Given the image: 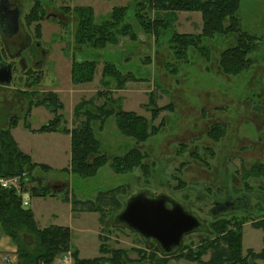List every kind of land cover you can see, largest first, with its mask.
Masks as SVG:
<instances>
[{"label":"rangeland","instance_id":"1","mask_svg":"<svg viewBox=\"0 0 264 264\" xmlns=\"http://www.w3.org/2000/svg\"><path fill=\"white\" fill-rule=\"evenodd\" d=\"M39 1L42 3V8L37 10L40 18L28 23L25 15L34 0H15V9L20 12V31L10 40H0L1 47L6 45L4 57L14 63L10 85H0V128L10 117H20L13 131L18 146L35 160L50 166L48 170H33L35 180L27 181L28 191L35 184L46 185L45 188L51 190L54 187L62 189L55 197L29 194L27 207L34 210L37 225L60 223L70 227V242L78 250V257H99L102 264L115 261L114 250L119 249L125 252L126 264H197L214 256H219L215 261L220 262L221 252L226 250L223 241L226 234L221 233L223 230L234 233L236 222L242 216L229 215V212L227 216H211L196 208V204L198 207L203 204L201 201L196 203L195 197L200 194L207 199L242 195L251 198L257 194L260 195V205L264 206V174L256 166L260 164L264 172V0H240L237 15L241 29L257 36L259 42L247 54L252 64L238 74H227L219 65L220 53L235 43V33L203 38L202 44L208 48L206 55L188 48L178 58L169 47V30L172 28L179 33L200 31V12L179 11L172 28L151 35L138 24L131 8L134 0ZM67 5L70 8L90 7L92 22L96 24L106 20L113 7L131 5L120 25L128 24L130 28L126 32L133 31L135 36L119 32L116 45H108L99 51L81 48L71 40L75 15L62 14ZM58 18L65 22V26ZM38 24L41 26L40 36L35 28ZM19 48L22 49L19 55L26 63L25 69L29 71L28 78L18 63L16 52ZM41 50L45 55L34 66L32 60L40 58ZM72 51L79 59L96 61L92 81L75 84L71 80ZM105 60L113 62L122 72L130 70L138 78L146 76L126 82L122 89L112 88L111 97L118 103H111L109 107L115 111L119 105L134 111L144 116L148 125L158 129L146 141L137 143L116 127L113 115L101 128L98 121L91 122L100 142V151L108 159L94 176L80 177L63 169L70 164L68 136L65 145L59 146V140L49 133L28 129L27 124L37 128L48 122L53 113L45 105L34 103L30 114L23 119L30 96L22 90L36 91L35 98L45 96L47 91L57 93L62 102L59 109L61 123L65 127H74L81 119L74 114L76 105L83 100H92L95 92L103 89L100 79ZM38 73L39 81H36L34 77ZM147 73L151 77H147ZM151 94L157 107L172 106L164 107L152 116L145 107ZM103 99L95 98L93 104L99 105ZM216 124L223 127V133L211 137L209 129ZM135 148L145 153L141 167L116 173L112 159ZM140 191L151 196L168 195L183 202L202 221L203 228L185 233L180 247L163 255L154 239H145L121 223H112V210L121 205L119 201L114 202L115 198L124 202ZM61 194L67 195L63 197L67 199L66 203L61 200ZM97 195L102 204L111 206L106 204L104 213L71 208L74 199L78 200L77 207H88ZM52 212H57L58 217L51 215ZM215 221L222 224L219 226L222 231L211 228ZM250 222L242 226L241 257L246 259L247 253L251 252L249 264H264V258L257 256L264 248L263 232ZM19 238L27 251L38 252V240L31 230L22 228ZM184 254H198L200 257L187 260L183 258ZM60 255L54 258L53 264Z\"/></svg>","mask_w":264,"mask_h":264},{"label":"trees","instance_id":"2","mask_svg":"<svg viewBox=\"0 0 264 264\" xmlns=\"http://www.w3.org/2000/svg\"><path fill=\"white\" fill-rule=\"evenodd\" d=\"M132 3L133 5L131 8L137 18L138 24L142 26L146 33L151 35H157L163 30L172 28L176 13L179 11L200 12L202 23L198 33H179L173 30V28L169 30L171 32L168 38L169 47L178 58L180 53H185L188 48H193L200 54L206 55L208 48L202 44L203 38H211L216 34L235 33L236 41L232 46L225 48L220 53L219 65L227 74H238L249 68L250 64H252V60L247 57V54L259 41L257 36L249 34L241 29L240 19L237 15L240 0H134ZM130 6L113 7L106 20L100 24L92 22L93 12L88 6L70 8L67 5V8L63 7V11L62 8H60V11H62L63 15L67 13L76 16H74L75 29H73L71 35L72 42L81 48L84 47L99 51L108 45L113 46L118 44L119 39L117 36L119 32H121L122 35L135 36L133 31H131V33L128 31L126 32V30L130 28L128 24L124 23L120 25V22L123 21L124 16L128 13ZM39 8H42L41 1L34 0L32 8L25 15L26 22L30 23L40 18L37 14ZM58 21L65 26L63 20L58 18ZM118 24L120 25L119 27ZM35 28L37 35L40 36V24L36 25ZM104 63L100 79L103 89H98L92 100H83L76 105L74 114L77 118L81 117V119L76 126L70 129L61 123L63 120L59 113V109L62 107V102L57 93L47 91L45 96L35 98L36 91L31 92L26 89L22 90V93H26L30 96L28 106L22 117L23 119H26L30 114L31 105L34 103L35 105H45L53 113L52 119L35 129L36 131L60 130L70 133V164L69 167L64 170H68L71 174L80 177L94 176L98 169L106 164L108 159L107 155L100 151V142L94 134L91 122L98 121L99 127L101 128L106 119L110 115H113L116 127L126 137L133 139L137 143L146 141L151 135L155 134L158 129V127L148 125L146 118L134 111L125 110L119 105H117L118 107L115 111L109 107L111 103H118V101L111 97L112 88L116 90L122 89L126 82L130 80H140L141 78H146V76H139L138 78L136 75L134 76L130 70L122 72L123 70H120V68L118 69V67L109 60H105ZM96 64V61L92 58L79 59L72 51L70 66L71 80L75 84L92 81ZM115 67L118 70L115 69ZM23 73L26 74L28 78L29 71L25 70ZM147 74V77H151L149 73ZM39 76L40 73H38L34 79L39 81ZM100 97H104L103 102L99 105H94L93 100ZM153 99L155 98H153L151 94L148 104L145 105L152 116L153 114L156 115L160 109L164 107L167 109L172 106L168 104L161 108L157 107L153 104ZM82 116H84L83 119ZM19 119L12 116L8 119L6 126L0 128V176H15L25 173V176L22 178V184H25V188L28 191L27 181L35 180V176L32 174L33 170L36 168L48 170L50 167L45 164L32 162L30 156L18 148L11 135L10 129L16 125ZM27 127H30L29 124H27ZM220 132L223 133V127L216 124L211 126L208 133L211 137H218ZM144 157L145 153L135 148L114 157L111 163L116 173H126L137 167H141ZM259 165H256L257 169L264 174ZM45 187L47 186L41 184L32 185L28 193L31 196L45 197L56 196L62 190L56 188L57 191L55 187L51 190ZM64 195L65 194H61V197L67 196ZM95 199H93L95 201H92L94 204L91 203L88 207L84 205L77 207L76 204L78 200L74 199L72 209L104 213V207L106 204L107 206H110V204H102V200L98 199V195ZM115 201H119L121 205L119 208L112 210V212L114 211L113 214L120 211L124 206V202L121 198H115L114 202ZM101 204L102 206H100ZM110 214H112L111 211ZM249 220H251L252 225L262 229V240L264 245V213L254 217L242 216L241 219L236 222L237 227L234 233H231V231H222V229L219 228L222 224H218L215 221L211 228L214 229V231L215 229H217V231H222L221 234H224L223 236L226 234L223 240L226 244V250L221 252V263L215 261L219 256H214L206 262L200 260L197 264H249L248 257L253 255L251 252L247 253L246 259L241 257L242 226ZM0 225L3 232L8 235L17 246L16 264H51L58 254H62L68 249L71 250L74 264H102L99 257L93 259L78 257V250L74 248L70 242L71 231L68 226L49 225L42 228L38 227L31 209L22 206L20 198L15 194L14 190L2 188L1 186ZM24 227L28 228L36 235L40 247L38 252L31 253L27 251L21 243L19 232ZM99 249L101 250L100 246ZM157 249L161 251L158 245ZM114 252H116L115 258L117 259L115 261L110 260L112 262L109 264H126L127 258L125 252L120 249L114 250ZM257 256L264 258V248ZM199 257L198 254L183 255V258L187 260H198Z\"/></svg>","mask_w":264,"mask_h":264},{"label":"water","instance_id":"3","mask_svg":"<svg viewBox=\"0 0 264 264\" xmlns=\"http://www.w3.org/2000/svg\"><path fill=\"white\" fill-rule=\"evenodd\" d=\"M12 2L7 0L4 4L11 6ZM18 17L19 11L15 9L12 19L15 26H18ZM11 80V64L8 63L0 67V85H10ZM149 194L140 191L129 196L124 201L123 208L112 215V223H121L145 239H154L163 254H170L180 247L183 235L200 227L201 222L179 203L176 202L177 205H174V202L168 199V195ZM257 203L261 204V200H257ZM167 204H171V207H167ZM262 205L259 214L264 213Z\"/></svg>","mask_w":264,"mask_h":264},{"label":"flooded vegetation","instance_id":"4","mask_svg":"<svg viewBox=\"0 0 264 264\" xmlns=\"http://www.w3.org/2000/svg\"><path fill=\"white\" fill-rule=\"evenodd\" d=\"M7 0H0V40L1 39H7L10 40L12 38H14L18 32L20 31V12H19V17L17 20V25L15 26V23L13 22V15L15 13V0H12V5L11 6H6L4 3ZM14 10V12H13ZM55 16V15H54ZM6 45L1 47L0 46V67L4 66L5 64L10 63L11 64V70L13 72V68H14V63L12 62V60H7L4 57V53L3 50L5 49ZM25 49V48H24ZM22 51L21 48L18 49L17 53V57H18V63L20 65V67L24 68L23 71H25V62L24 60L21 58V55H19V53ZM5 53H7V50L5 51ZM45 55V51L41 50L40 53V58H35L32 60V64L34 66L37 65V63L39 61L42 60V57ZM166 194V193H165ZM168 194V193H167ZM260 195H255L254 197H247V196H241V197H231V196H225L222 198H212V199H207L205 198V196L203 195H197L195 197L196 199V203L197 201H201L203 206L202 207H198V205L196 204V208L198 210H202L208 214H210L211 216H218V215H224L227 216L226 214L229 212V215L231 214H235L238 216H258L259 212L261 211V207L260 204L257 203V200H259ZM168 199L170 201L174 202V205H177V203H179L182 207H184L185 209H187L186 205L182 204L179 202V200L173 199L170 196H168ZM249 199V200H248ZM177 202V203H176ZM167 207H171V204H167ZM193 212V211H191ZM194 213V212H193ZM192 213V214H193ZM194 215V214H193ZM195 216V215H194ZM201 222L200 227L198 228H203V223L201 220H199ZM197 229V228H195ZM193 229V230H195ZM192 230V231H193Z\"/></svg>","mask_w":264,"mask_h":264},{"label":"crops","instance_id":"5","mask_svg":"<svg viewBox=\"0 0 264 264\" xmlns=\"http://www.w3.org/2000/svg\"><path fill=\"white\" fill-rule=\"evenodd\" d=\"M7 87V86H6ZM31 112V111H30ZM21 120V119H20ZM5 125V124H4ZM6 126V125H5ZM5 126H2V127H5ZM30 127L28 128L29 130H31L32 132H35L37 128H32L31 125H29ZM17 127V125H15L14 127H12L10 129V132H11V135L13 137V139L15 140L17 146L19 145V142L17 140V135L15 133L14 135V129ZM40 127V126H39ZM69 128V127H68ZM72 128V127H71ZM70 129V128H69ZM40 132V131H39ZM42 132H46V133H49L50 136H52L54 139L57 138L59 141H58V144L59 146H61L62 144L65 145V141H67V136L69 137V152H70V144H71V137H70V133H67V132H64V131H42ZM16 136V137H15ZM64 140V141H61V140ZM18 148L23 151L19 146ZM24 153L28 154L32 160V162H35V163H39V164H45V165H48L47 163H44V162H41V161H37L34 159V157L29 154L27 151H23ZM49 166V165H48ZM50 167V166H49ZM67 167H63V169H65ZM57 196V195H56ZM46 197V196H45ZM52 197H55V196H52ZM61 200L66 203L67 199L65 198H62L61 197ZM71 208H72V204H71ZM32 213H33V217L36 221V224L37 223V218L35 217V212L32 208H30ZM72 211V209H71ZM88 212V211H86ZM93 212V211H91ZM51 215H54L55 217H58V214L57 212H52ZM100 218V216H98V219ZM251 223V222H250ZM50 225H61L60 223H54V224H50ZM46 226H49V225H46ZM46 226H43V227H46ZM62 226H65V225H62ZM39 227V225H38ZM42 228V227H40ZM70 228V227H69ZM71 231V230H70ZM17 250V246L16 244L13 242V240L8 236L6 235L3 230H2V227L0 225V264H8V261L7 259L10 260V264H16V260H17V257H16V252ZM78 256H79V253H78Z\"/></svg>","mask_w":264,"mask_h":264},{"label":"built area","instance_id":"6","mask_svg":"<svg viewBox=\"0 0 264 264\" xmlns=\"http://www.w3.org/2000/svg\"><path fill=\"white\" fill-rule=\"evenodd\" d=\"M25 176V173L22 175L15 176H0V186L6 189L14 190L15 194L20 198L21 204L23 207H27L29 204V193L25 188V184H22V178ZM8 264L10 260L7 259ZM53 264V263H52ZM54 264H74L73 256L71 251H66L60 255Z\"/></svg>","mask_w":264,"mask_h":264}]
</instances>
